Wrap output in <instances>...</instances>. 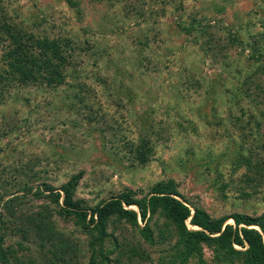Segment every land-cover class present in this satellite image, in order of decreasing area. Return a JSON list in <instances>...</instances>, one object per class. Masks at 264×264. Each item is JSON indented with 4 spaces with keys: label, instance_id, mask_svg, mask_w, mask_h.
I'll list each match as a JSON object with an SVG mask.
<instances>
[{
    "label": "rangeland",
    "instance_id": "374dc122",
    "mask_svg": "<svg viewBox=\"0 0 264 264\" xmlns=\"http://www.w3.org/2000/svg\"><path fill=\"white\" fill-rule=\"evenodd\" d=\"M72 2L0 0V21L72 40L79 77L57 90L12 84L0 95L6 247L17 248L22 223L49 208L56 231L77 244L74 264H90L97 252L98 264H117L118 253V264H128L132 250L148 257L134 264H174L177 237L162 217L149 222L151 245L125 221L99 241L95 228L91 236L62 215L64 195L58 203L46 186L59 193L73 176H81L73 197L86 209L128 190L142 198L173 180L183 201L213 218L261 216L264 183L249 181L259 178L244 159L264 164V0ZM139 146L148 152L138 159ZM37 248L30 242L25 254L52 259L49 245ZM213 252L204 248V264L219 263Z\"/></svg>",
    "mask_w": 264,
    "mask_h": 264
},
{
    "label": "trees",
    "instance_id": "16d2710c",
    "mask_svg": "<svg viewBox=\"0 0 264 264\" xmlns=\"http://www.w3.org/2000/svg\"><path fill=\"white\" fill-rule=\"evenodd\" d=\"M67 1L73 4V0ZM3 49L4 58L0 65L2 98L6 97L12 84L43 86L49 90H57L67 84L69 75L71 78L79 79L73 68L76 52L72 40L36 36L19 29L15 24L0 21V50ZM252 59L255 60V56H252ZM68 86L74 88L72 84ZM68 97L72 98V91ZM68 103H71L69 107H72V102ZM144 147H137L138 159L146 154ZM145 149L148 152L146 147ZM243 158L244 156H240L239 161L242 162ZM244 161L247 172L254 173V176L259 178V180L252 178L249 181L264 183V164L261 161L254 162L250 158H245ZM80 177L73 176L59 189L62 193H54L55 189L52 186H46V191L55 195L58 203L64 195L61 214L73 217L86 234H90L91 229L95 228L99 241H104L108 237L107 228L111 223L125 221L137 228L148 243L154 245L156 237L149 222L158 216L165 219L167 226L173 227L177 237V251L169 257L174 264H188L191 260L204 264L206 246L216 253L218 264L234 262L264 264V213L257 217L234 214L230 217L234 224H226L230 218H213L205 210L183 201L173 180L157 183L142 198H137V194L128 190L95 208L86 209L82 200H75L73 197ZM133 207L136 209H131ZM139 219L145 224L144 227L140 226ZM5 224L0 219V264H72V262L74 264L77 244L66 234L56 231L53 213L49 208L27 217L22 223V227L17 230L22 237L17 248L6 247L5 234L2 233ZM117 241L115 240V243ZM30 242L34 243L35 249L38 247L37 250L49 245L52 259L45 263L43 258L28 257L25 253L30 250ZM89 245L92 251H95L94 240H91ZM116 246L115 250L118 247ZM113 251L111 249V254ZM135 254L136 251L132 250L128 264H134L135 257L142 261L148 258L143 254ZM97 255L98 259L92 256L90 264L103 263L104 257L100 258L98 252ZM120 256L118 253L115 259L117 264ZM105 260L107 261L105 264L112 263L109 257H105L104 262Z\"/></svg>",
    "mask_w": 264,
    "mask_h": 264
}]
</instances>
